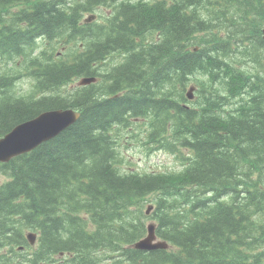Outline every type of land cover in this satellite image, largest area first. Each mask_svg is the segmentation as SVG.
I'll return each mask as SVG.
<instances>
[{
  "label": "trees",
  "instance_id": "obj_1",
  "mask_svg": "<svg viewBox=\"0 0 264 264\" xmlns=\"http://www.w3.org/2000/svg\"><path fill=\"white\" fill-rule=\"evenodd\" d=\"M263 26L264 0H0V137L81 112L0 162V264H264ZM81 76L99 81L66 87ZM133 126L181 168L124 171ZM149 217L169 248L133 246Z\"/></svg>",
  "mask_w": 264,
  "mask_h": 264
},
{
  "label": "water",
  "instance_id": "obj_2",
  "mask_svg": "<svg viewBox=\"0 0 264 264\" xmlns=\"http://www.w3.org/2000/svg\"><path fill=\"white\" fill-rule=\"evenodd\" d=\"M264 36V27H263ZM96 80V77H83L81 84H89ZM193 87L190 88L189 97H192ZM81 112L74 108L45 110L26 120L0 138V162H8L12 158L29 152L42 143L58 136L64 129L76 122ZM152 208L149 205L148 210ZM28 238L31 243L36 241V234L30 232ZM133 246L138 249L152 250L156 248H167L169 243L158 239L155 223L148 225V233L142 239L136 241Z\"/></svg>",
  "mask_w": 264,
  "mask_h": 264
},
{
  "label": "rangeland",
  "instance_id": "obj_3",
  "mask_svg": "<svg viewBox=\"0 0 264 264\" xmlns=\"http://www.w3.org/2000/svg\"><path fill=\"white\" fill-rule=\"evenodd\" d=\"M99 12L103 16L102 18L104 20L105 17L110 14L111 8L105 7V9L100 10ZM92 13L96 12L92 11ZM89 14L90 13H86V17H89ZM96 19L97 16H93L92 18H90V21H95ZM61 50L62 52H66V47H61L59 51ZM117 61L118 60H115V62ZM103 67L104 69H106L104 65ZM77 86H79V78H74L71 82L68 83V85H66V87L69 89L76 88ZM35 89L37 90L35 79L29 74H25L19 77L15 85V93L18 96L33 94ZM44 92L48 93V91ZM38 94H43V92L39 91ZM134 131L138 132V129L135 128V126L131 128H124L120 134L119 141L121 143V153L124 157V163L122 164L124 166V171H166L178 170L181 168V161L177 160L174 155L159 150H148L144 144H141L142 141H140L137 136L135 138H132ZM2 180H4V178L2 175H0V181ZM151 213H153V208L148 215H150ZM151 222H156V220L149 217L147 219V224Z\"/></svg>",
  "mask_w": 264,
  "mask_h": 264
},
{
  "label": "bare ground",
  "instance_id": "obj_4",
  "mask_svg": "<svg viewBox=\"0 0 264 264\" xmlns=\"http://www.w3.org/2000/svg\"><path fill=\"white\" fill-rule=\"evenodd\" d=\"M144 250H146V249H144Z\"/></svg>",
  "mask_w": 264,
  "mask_h": 264
}]
</instances>
